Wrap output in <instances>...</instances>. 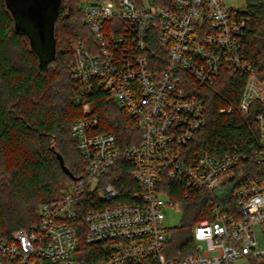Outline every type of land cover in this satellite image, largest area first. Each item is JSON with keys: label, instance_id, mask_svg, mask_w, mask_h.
Returning <instances> with one entry per match:
<instances>
[{"label": "built area", "instance_id": "1", "mask_svg": "<svg viewBox=\"0 0 264 264\" xmlns=\"http://www.w3.org/2000/svg\"><path fill=\"white\" fill-rule=\"evenodd\" d=\"M81 10L92 42L73 45L70 77L81 114L70 133L85 173L66 183L59 200L40 206L31 228L0 236V264H82L74 221L86 191H96L102 203L83 215L85 243L101 246L93 264H232L243 257L264 264V174L249 172L243 163L249 158L264 165V75L245 59L243 9L222 0H172L171 7L153 0H93ZM225 67L247 78L239 101L218 112L243 115L257 102L262 150L248 156L233 146L184 160L182 149L205 124L203 99L191 85L212 84ZM99 89L134 117L137 144L121 147L114 132L97 131L99 115L90 97ZM118 159L134 165L139 189L131 202L118 200L113 185H100ZM161 174L180 183L183 197L199 195L212 208L210 218L192 227L194 252L179 259L162 253L164 210L181 207L169 203Z\"/></svg>", "mask_w": 264, "mask_h": 264}, {"label": "trees", "instance_id": "2", "mask_svg": "<svg viewBox=\"0 0 264 264\" xmlns=\"http://www.w3.org/2000/svg\"><path fill=\"white\" fill-rule=\"evenodd\" d=\"M89 1L93 0L59 1L53 24L54 54L41 66L27 34L15 27L6 1L0 0V236L31 228L39 220L40 206L59 200L66 183L85 173V161L70 133L71 122L81 114L74 103L77 87L70 70L73 43L92 42L81 10ZM153 1L172 6V0ZM244 1L239 13L247 21L242 35L245 59L264 75V0ZM246 78L245 72L225 67L210 85L192 83L193 93L203 99L205 124L182 149L184 160L199 151L219 155L233 146L248 156L262 150L255 119L260 109L257 102L243 115L218 112L227 102L239 101ZM90 100L99 115L97 131L114 132L121 147L140 141L134 117L106 92L96 90ZM243 163L249 172L264 174V165L249 158ZM133 171L131 161L118 159L100 176V185H113L118 200L131 202L132 193L139 189ZM160 180L169 203H178L183 209L180 224L167 234L162 247L166 258L179 259L194 252L192 227L210 218L212 208L199 195L183 197L180 183L166 174H161ZM101 205L96 191H86L77 202L76 253L82 264H93L100 255L101 246L85 243L83 215Z\"/></svg>", "mask_w": 264, "mask_h": 264}, {"label": "rangeland", "instance_id": "3", "mask_svg": "<svg viewBox=\"0 0 264 264\" xmlns=\"http://www.w3.org/2000/svg\"><path fill=\"white\" fill-rule=\"evenodd\" d=\"M55 1L56 0H53V3H52L46 47L42 48L38 42L34 26L29 21L25 20L22 17V15L19 13L17 9L18 6H15L12 0H7L8 6H9L8 8L13 16L15 26L18 29L23 30L30 37V40L33 42L36 48L35 51L39 53L38 55L41 61V65H45L47 59H49L54 54L52 27H53V20H54L55 12H56L55 11V4H56ZM148 1L149 0H143V3L147 5ZM222 2L226 6L232 7L234 9H243L244 4H245L244 0H222ZM164 212H165V219L163 220L162 225L165 228V231L167 232V234H169L173 228L177 227L180 224L183 210L181 208L165 209ZM256 229L259 230V227L256 226ZM259 242H260L259 243L260 247H262L263 244L260 238H259ZM250 261L253 262L250 257H243V258L236 259L235 261H233L232 264H250Z\"/></svg>", "mask_w": 264, "mask_h": 264}, {"label": "water", "instance_id": "4", "mask_svg": "<svg viewBox=\"0 0 264 264\" xmlns=\"http://www.w3.org/2000/svg\"><path fill=\"white\" fill-rule=\"evenodd\" d=\"M5 1H6L7 7H9L7 0ZM12 1L15 6H18L17 9L19 13L22 15V17L25 20L29 21L34 26L38 42L42 48H45L46 41H47L48 28L50 24V16H51L53 0H12ZM59 1L60 0L55 1L56 3L55 11L57 10V4L59 3ZM55 17H56V12H55L54 20H55ZM54 20H53V24H54ZM28 38H29L30 47L35 51L36 48L33 42L30 40L29 36ZM52 38H53V27H52ZM53 43H54V40H53ZM36 53L39 54L37 51ZM49 59H47V61ZM40 65H41V61H40Z\"/></svg>", "mask_w": 264, "mask_h": 264}]
</instances>
